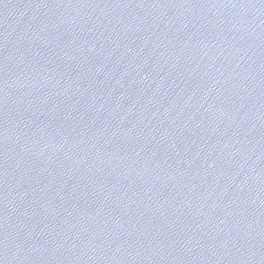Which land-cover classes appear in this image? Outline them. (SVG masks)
Instances as JSON below:
<instances>
[{
  "label": "water",
  "instance_id": "obj_1",
  "mask_svg": "<svg viewBox=\"0 0 264 264\" xmlns=\"http://www.w3.org/2000/svg\"><path fill=\"white\" fill-rule=\"evenodd\" d=\"M0 264H264V0H0Z\"/></svg>",
  "mask_w": 264,
  "mask_h": 264
}]
</instances>
